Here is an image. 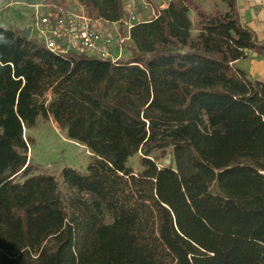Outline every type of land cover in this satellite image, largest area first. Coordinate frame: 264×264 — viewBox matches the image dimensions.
Returning a JSON list of instances; mask_svg holds the SVG:
<instances>
[{
  "label": "trees",
  "instance_id": "obj_1",
  "mask_svg": "<svg viewBox=\"0 0 264 264\" xmlns=\"http://www.w3.org/2000/svg\"><path fill=\"white\" fill-rule=\"evenodd\" d=\"M77 1L125 17L124 0ZM224 1L168 0L114 62L0 26V264H166L157 248L170 264H264V81L237 66L264 40ZM39 118L92 152L86 171L31 163Z\"/></svg>",
  "mask_w": 264,
  "mask_h": 264
},
{
  "label": "rangeland",
  "instance_id": "obj_2",
  "mask_svg": "<svg viewBox=\"0 0 264 264\" xmlns=\"http://www.w3.org/2000/svg\"><path fill=\"white\" fill-rule=\"evenodd\" d=\"M47 0H15L10 7L2 8L0 11V26L13 29H25L27 26H33L35 21L33 18V8L29 4L42 3ZM57 3L65 6L72 12H83L81 5L77 0H54ZM207 12L216 9L223 11L228 10V6L224 0H198ZM168 0H144L137 6L138 21L151 19L160 7L167 4ZM4 5V3H3ZM195 11L190 12V17L193 18ZM111 29L117 31L124 39L121 58L130 57V47L132 42L127 38V25L117 23L112 25ZM32 38H39L36 29L31 33ZM119 54L118 49L114 55ZM250 62L245 60L237 63L240 68H246ZM25 135L31 137L33 142L29 146L28 157L31 163L38 165L39 172L46 171L49 173H58L64 167L76 168L81 171H86L89 163L92 160V152L89 151L83 144L70 140L66 133L60 130L52 119L39 118L37 125L31 129L25 130ZM140 154H136L128 161V165L132 167L135 174L142 169L140 165ZM161 165H174L173 151L171 148L167 150L165 158L161 159ZM157 255L165 260L166 264L172 262L171 257L166 254V251L157 248Z\"/></svg>",
  "mask_w": 264,
  "mask_h": 264
},
{
  "label": "built area",
  "instance_id": "obj_3",
  "mask_svg": "<svg viewBox=\"0 0 264 264\" xmlns=\"http://www.w3.org/2000/svg\"><path fill=\"white\" fill-rule=\"evenodd\" d=\"M15 0H0L2 8L10 7ZM144 0H124L125 17L121 23L127 25V38L133 24L137 22V6ZM4 3V5H3ZM33 8L34 25L39 39L51 52L59 56L86 54L117 61L121 58L124 39L111 29L118 22L90 18L83 12H72L54 0L29 4ZM118 49L119 54L114 55Z\"/></svg>",
  "mask_w": 264,
  "mask_h": 264
},
{
  "label": "crops",
  "instance_id": "obj_4",
  "mask_svg": "<svg viewBox=\"0 0 264 264\" xmlns=\"http://www.w3.org/2000/svg\"><path fill=\"white\" fill-rule=\"evenodd\" d=\"M238 7L243 23L253 29L260 40H264V0H238ZM244 60L250 62L244 69L254 78L264 81V58L250 52Z\"/></svg>",
  "mask_w": 264,
  "mask_h": 264
},
{
  "label": "water",
  "instance_id": "obj_5",
  "mask_svg": "<svg viewBox=\"0 0 264 264\" xmlns=\"http://www.w3.org/2000/svg\"><path fill=\"white\" fill-rule=\"evenodd\" d=\"M32 33V26H27L25 29H23V35L25 38L29 39Z\"/></svg>",
  "mask_w": 264,
  "mask_h": 264
}]
</instances>
